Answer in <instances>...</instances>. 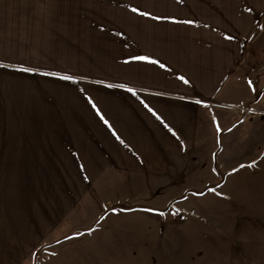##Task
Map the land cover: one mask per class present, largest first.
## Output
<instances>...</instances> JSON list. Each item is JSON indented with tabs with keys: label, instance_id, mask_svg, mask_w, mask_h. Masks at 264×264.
Returning <instances> with one entry per match:
<instances>
[{
	"label": "crops",
	"instance_id": "0c3cea01",
	"mask_svg": "<svg viewBox=\"0 0 264 264\" xmlns=\"http://www.w3.org/2000/svg\"><path fill=\"white\" fill-rule=\"evenodd\" d=\"M124 1L79 2L68 29L49 21L48 40L28 34L31 43L19 44L11 25L0 28V264H71L54 260L95 227L137 212L157 218L147 230L170 240L176 212L167 207L188 189L155 174L211 145L228 166L226 192L210 195L229 204L212 210V240L194 249L217 264H264V115L251 104L259 90L251 41L264 2ZM134 55L165 67L129 63ZM186 240L181 249H193Z\"/></svg>",
	"mask_w": 264,
	"mask_h": 264
},
{
	"label": "rangeland",
	"instance_id": "374dc122",
	"mask_svg": "<svg viewBox=\"0 0 264 264\" xmlns=\"http://www.w3.org/2000/svg\"><path fill=\"white\" fill-rule=\"evenodd\" d=\"M86 1L88 0H0V28L11 25L12 33L16 34V37L11 38L19 44L28 43V41L31 43L32 40L30 41L27 38L28 34L35 36L37 33H43L45 39L48 40L51 37H46V35L53 29L49 21H59L60 28L65 27L68 29L71 19L76 17L77 4ZM127 1L133 0H125L124 2ZM212 1L264 2V0ZM21 3L23 5H20ZM262 12L264 13V11ZM28 21L32 23V27L29 29L27 28ZM251 44L254 66L253 80H258L259 87L251 104L257 106L254 110L255 113L264 115V15L260 16L259 23L254 28ZM223 144H225V141H223ZM211 146L207 150L205 148L196 153L194 150L185 152L180 155L179 161L168 163V168L155 174L156 177H167L175 181L181 180L184 182L183 188L188 189L183 191L182 194L180 193V195H183V200L180 198V201L172 202L167 207V209L176 212L171 220L177 233L172 234V236L170 234V240L167 234L162 233L161 229L147 230L149 226L152 228L159 227L157 222L160 221L157 218L150 219L145 214L137 212L125 217L120 222V226L110 225L105 230L95 227L93 232L75 240L73 242L75 245L67 251L66 256L60 255L62 257L55 258V263L64 258L65 262L71 264H148L150 260H154L159 264L161 257L170 258L172 261L178 257H183V260H185L182 264H217L216 259L219 257L216 254L213 255L211 251L201 250L202 252H199L194 249L195 246L212 240V210L226 213L229 204L227 198L215 201L210 195L212 190L222 194L226 192L227 187L223 184L226 181L228 166L226 151H222L221 154L216 153L217 146ZM189 192L203 193L205 197L192 196ZM158 200H156V203H160ZM119 206L130 208L131 204ZM161 206L162 202L158 207ZM198 214L202 217L197 218L195 215ZM219 220L221 228L227 226L228 223L225 221L227 218L220 217ZM163 221L167 222L169 220L164 219ZM214 237H216V234ZM166 240L172 243V249L158 251L156 245ZM185 240L187 244L192 245L193 249H181V245L185 243ZM172 261L171 263L175 264Z\"/></svg>",
	"mask_w": 264,
	"mask_h": 264
},
{
	"label": "snow or ice",
	"instance_id": "6c2138e0",
	"mask_svg": "<svg viewBox=\"0 0 264 264\" xmlns=\"http://www.w3.org/2000/svg\"><path fill=\"white\" fill-rule=\"evenodd\" d=\"M130 7V10L133 12V13H138L139 15H142V16H151V13H148V12H142L139 8L137 7H134V6H128ZM184 23H192V21H184ZM132 61H139V62H143L145 64H153V65H158L159 67L163 68L165 67V65H163L162 63H160V61L158 60H155V59H152L151 57L149 56H144V55H134L132 57H130V60L128 61L129 63H131ZM0 66H4L6 67V65H0ZM20 71H23V72H33L35 71V69L33 68H22L20 69ZM45 75H56V73H44ZM63 79H66V80H72L74 79L73 77L71 76H65V77H62ZM179 79L181 81H183L184 83H188V80L181 76L179 77ZM119 87H123V85H118ZM109 87H113V85H109ZM129 92H133V89L129 88L128 89ZM135 94V93H134ZM196 103H201V101H196ZM95 107V105H93ZM147 106V105H146ZM149 111H152V109H149ZM153 115H156L155 112H153ZM159 118V117H157ZM101 119H103V116H101ZM105 124L108 123L107 120H104ZM217 127H219L217 125ZM171 130V129H170ZM175 135V133H173ZM241 167H244V165H241ZM235 171V169H234ZM101 219H103V217H101Z\"/></svg>",
	"mask_w": 264,
	"mask_h": 264
}]
</instances>
